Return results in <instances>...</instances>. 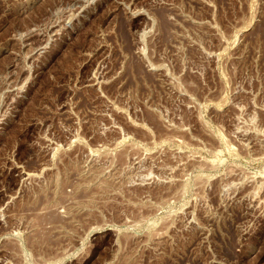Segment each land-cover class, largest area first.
Returning <instances> with one entry per match:
<instances>
[{
    "label": "rangeland",
    "instance_id": "374dc122",
    "mask_svg": "<svg viewBox=\"0 0 264 264\" xmlns=\"http://www.w3.org/2000/svg\"><path fill=\"white\" fill-rule=\"evenodd\" d=\"M0 264H264V0H0Z\"/></svg>",
    "mask_w": 264,
    "mask_h": 264
}]
</instances>
